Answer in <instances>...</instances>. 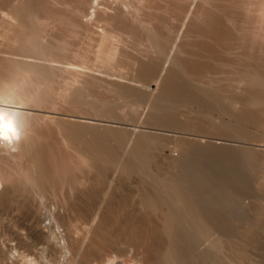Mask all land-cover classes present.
<instances>
[{
  "label": "bare ground",
  "instance_id": "obj_1",
  "mask_svg": "<svg viewBox=\"0 0 264 264\" xmlns=\"http://www.w3.org/2000/svg\"><path fill=\"white\" fill-rule=\"evenodd\" d=\"M43 1L0 0V264H264V0Z\"/></svg>",
  "mask_w": 264,
  "mask_h": 264
},
{
  "label": "rangeland",
  "instance_id": "obj_2",
  "mask_svg": "<svg viewBox=\"0 0 264 264\" xmlns=\"http://www.w3.org/2000/svg\"><path fill=\"white\" fill-rule=\"evenodd\" d=\"M51 1H53V2H51ZM56 1L59 2L60 0H56ZM56 1H54V0H47V1L44 0L43 2H44V4L46 3V5L49 4V3H50V4L52 3L51 6H53V5H54L53 3H55ZM1 2H2V0H1ZM48 2H49V3H48ZM157 2H160V3H161L162 1H160V0L158 1V0H157ZM157 2L155 1L156 4H158ZM179 2H183V3H181V4H182L183 6H185V5H184L185 2H186V4H188V3H189V0H181V1H179ZM2 3H3V2H2ZM2 3H0V5L2 6V9H4ZM5 3H6V2H5ZM66 3H67V4H66ZM155 3H154V4H155ZM160 3H159L158 5H160ZM222 3H223L224 6H225L226 4L229 5V2H228V1H224V0H208L207 2H205V3L203 4V7H202V8H204V6H205L206 9H208V10H210V11H212V12H219V10L215 7V5H216V4H222ZM6 4H7V3H6ZM59 4H60V5L63 4V5L60 6ZM59 4L56 3V5H59V6H58L59 8L61 7L62 9L66 10V8L69 9L71 6H73V5L70 6V4H75V1H74V0H69V1H68V0H63V1L61 0ZM156 4H155V5H156ZM162 4H163V3H162ZM162 4H161V5H162ZM4 5H5V4H4ZM7 5H8V4H7ZM7 5H6V6H7ZM67 5H68V7H66ZM158 5H157V6H158ZM161 5H160V9H157V10H156V11H158V13H160V15H159L158 13H156V14H158L160 17H159L158 15H156L155 20H154L153 17H154L155 15H153L152 18H153V22H154V23H161V22H162L160 25H162V26L164 25V26H165V27H164V26L162 27V26L159 25L161 29L163 28V31H164L165 33L167 32V33H166V36H167L168 39H170V40H168V42L170 43V42H172V40L174 39L173 36L176 35L175 31L177 32V27H178V25H179V23H180V20H179L178 18H179V16H180V18H181V15L183 16L182 11L184 10V7H183V10H182L181 12L178 10V12H180L181 15H180V14H177V11H176V12H175L176 15H175L174 12H172L175 16L170 17V16H171V13L167 14V12H165V11H166V9H167V11H170V12H171V10H168V8L165 9V7L163 8V6H162L163 9H162V8H161ZM213 5H214V6H213ZM8 6H9V5H8ZM4 7H5V6H4ZM63 7H64V8H63ZM187 7H188V6H187ZM5 8H6V7H5ZM7 8H8V7H7ZM8 9H9V8H8ZM161 9H162L163 11H162ZM170 9H171V8H170ZM164 10H165V11H164ZM234 10H235L237 13L239 12V9H238V8H234ZM237 10H238V11H237ZM161 11H162V12H161ZM172 11H173V10H172ZM164 12H165V13H164ZM184 12H185V11H183V13H184ZM161 13H162L163 15L165 14V15L168 16V17H167V18L164 17V20H162V19H161ZM152 14H153V13H152ZM238 14L241 15L240 12H239ZM163 15H162V16H163ZM165 15H164V16H165ZM169 15H170V16H169ZM177 15H178V16H177ZM240 15H239V16H240ZM169 17H170V18H169ZM173 17H174V18H173ZM175 17H178V18L176 19ZM157 18H160L159 21L161 20V22H156ZM162 18H163V17H162ZM173 19H174V20H173ZM43 20L46 21V22H44V23H45L44 25H47L46 27H47L48 32H49L50 34H54V35H55V34H56V35L59 34L60 36H62V35H61V32H59L60 30L58 31V29H59V28L57 27L58 25H57V24L55 25V23H58L57 21H55V19H52V17H51V18L49 17V19H48V17H47V20H46V18L43 19ZM170 20H171V21H170ZM195 20H196L198 23L201 22V18H200V19H195ZM0 21H1V17H0ZM163 21H164V22H163ZM166 21H167V22H166ZM170 22H171V23H170ZM197 22H196V23H197ZM0 23H2V21H1ZM128 23H130V22L128 21ZM164 23H166V24H164ZM168 23H169V24H168ZM1 25H3V24H1ZM54 25H55V26H54ZM133 25H135L136 28L139 29V27H137L136 24H133ZM157 25H158V24H157ZM170 25H171L172 27H171ZM52 26H53V27H52ZM166 26H168L169 28L166 27ZM131 27H132V25H131ZM131 27H129L130 29H129V28H126V29H127V30H132ZM173 27H174V28L176 27V28L174 29ZM49 28H50V29H49ZM133 28H134V27H133ZM1 29H2V28H1ZM94 29H95V28H94ZM137 29H136V30H137ZM49 30H50V31H49ZM140 30H141V29H139V30L137 31V34H138V33H139V34L141 33ZM174 30H175V31H174ZM0 31H1V30H0ZM55 31H56V32H55ZM139 31H140V32H139ZM171 31H172V32H171ZM9 32H10V30H9L8 32L6 31L5 34H6V33H9ZM130 32H133V30L130 31ZM170 33H171V34H170ZM137 34H136V35H137ZM169 34H170V35H169ZM168 36H169V37H168ZM197 38L200 39L198 36H197ZM0 39H1V37H0ZM188 39H189V37L187 38V40H188ZM6 40L9 41V38L6 39ZM10 40H11V39H10ZM1 41H2V44H3L4 46H2V45L0 44V47L2 46V47H4V48L6 49V48L8 47L9 42H7V45H6L5 39H4V40H1ZM1 41H0V43H1ZM3 41H4V42H3ZM6 46H7V47H6ZM4 48H1L0 50H3ZM5 49H4V50H5ZM98 74H102V73H98ZM57 79H58V78H57ZM99 81H100V80H99ZM92 82H93L94 84L91 83V86L88 85L89 88H88V86H86V88H87L88 90H87L84 86H82L83 84H80V83H79V84L76 83L75 87H74V85H70V87L68 86V89H65V92H66V94H67L66 98L69 96V97L67 98V100L70 99V97H71L76 91H79V90L81 91L82 95H84V97H85V98H84V97L80 94V95H81L80 97L82 98V101H86V99H89V98H90V101L95 100V99H93V98H95V95H96V94H97L96 99H98V100H104V99L111 100V99H113L112 94H111L112 92H111L110 90L106 89V87H104V85H102V86H103L105 89H104V88H102V90H101V88L98 89V87H102V86L100 85L101 81H100V83L97 81L96 84H95V82H94L93 80H92ZM102 82H103V81H102ZM97 84H98V86H97ZM102 84H103V83H102ZM53 85L56 86V88H57L56 91H58V92L64 90V86H61V84L58 83L57 81H56V82L54 81ZM94 85H96V86L94 87ZM99 85H100V86H99ZM76 86H77V87H76ZM59 87H60L61 89H60ZM90 87H91V89H90ZM62 88H63V89H62ZM72 88H73V89L76 88V91H74ZM77 88H78L79 90H78ZM81 89L83 90V92H82ZM89 89H90V90H89ZM70 90H71V91H70ZM91 90H92V92H91ZM103 90H104V91H103ZM105 90H106V91H105ZM93 91H94V92H93ZM107 91H108V92H107ZM68 92H70V93H68ZM103 92H104V94H103ZM105 92H107V94H106ZM71 94H72V95H71ZM93 94H94V96H93ZM101 94L103 95V99H102V96H101V97H98V95H101ZM109 94H111V97H112V98H111V97H108V96H110ZM85 95H86V96H85ZM104 95H106V96L108 95L107 98H106V96L104 97ZM88 96H89V97H88ZM92 96H93V97H92ZM113 96H114V95H113ZM83 98H84V99H83ZM99 98H101V99H99ZM110 98H111V99H110ZM115 99H116V97L114 96V100H115ZM87 101H88V100H87ZM82 104H83V105H82ZM84 104H85V103H83V102H79L78 105H80V106L82 105V106H83L82 108H84L85 110H87V109L85 108V107H87V106H85ZM251 200H252V201L254 200L255 203L259 204L261 210L263 209V207H264V204H262V203H264V199H263V197L261 198V196L256 195V197H253ZM261 206H262V207H261ZM263 210H264V209H263ZM252 212H253V213H252ZM255 213H256V212H255L254 210H253V211H250V213L248 212V215H249L250 217H249V216H247V217H249V218H253V217H255V216L257 217V215H258V216L264 218V215L261 216V215H259V213H256V214H257V215H256ZM263 218H262V219H263ZM45 222H46V224L49 223L48 220H46ZM0 228H3V227H0Z\"/></svg>",
  "mask_w": 264,
  "mask_h": 264
},
{
  "label": "clouds",
  "instance_id": "obj_3",
  "mask_svg": "<svg viewBox=\"0 0 264 264\" xmlns=\"http://www.w3.org/2000/svg\"><path fill=\"white\" fill-rule=\"evenodd\" d=\"M26 128L27 117L24 113L0 107V142L6 147H11L13 142L19 141L25 135ZM61 259L63 261L64 257Z\"/></svg>",
  "mask_w": 264,
  "mask_h": 264
}]
</instances>
